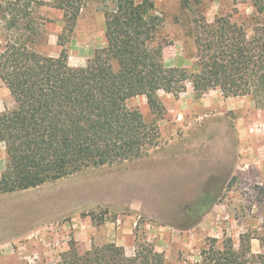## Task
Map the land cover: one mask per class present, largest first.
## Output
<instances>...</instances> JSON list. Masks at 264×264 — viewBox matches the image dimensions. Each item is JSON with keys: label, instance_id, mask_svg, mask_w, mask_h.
Segmentation results:
<instances>
[{"label": "rangeland", "instance_id": "374dc122", "mask_svg": "<svg viewBox=\"0 0 264 264\" xmlns=\"http://www.w3.org/2000/svg\"><path fill=\"white\" fill-rule=\"evenodd\" d=\"M30 2L43 32L33 35L30 45L58 56L63 0ZM154 2L164 62L187 69L197 60V18L212 22L229 16L249 33L264 18L251 0ZM112 7L108 0H83L67 43L71 66L89 65L105 45L104 11ZM3 11L0 7V50L15 31ZM158 96L165 108L161 117L145 96L128 101L158 127V145L146 156L0 193V264H55L73 241L82 251L114 242L127 255H134L138 242H147L166 264H189L199 259L207 238L226 234L238 247L247 232L254 236L252 252L264 253V202L254 191L264 182V108L249 95L225 96L218 88L198 97L191 82L179 95L161 90ZM14 106L0 77V114ZM2 143L0 166L6 168Z\"/></svg>", "mask_w": 264, "mask_h": 264}, {"label": "trees", "instance_id": "16d2710c", "mask_svg": "<svg viewBox=\"0 0 264 264\" xmlns=\"http://www.w3.org/2000/svg\"><path fill=\"white\" fill-rule=\"evenodd\" d=\"M104 11L105 45L87 66L69 64L67 43L83 0H63L64 30L58 35V56L30 45L40 36L30 0H0L3 19L15 29L0 50V77L15 106L0 114V141L7 164L0 193L38 187L90 167L131 161L158 145V127L128 101L145 96L159 117L165 108L158 96L174 95L191 82L196 96L219 89L225 96H251L264 108V18L252 33L229 16L209 22L195 20L197 60L193 69L167 66L154 0H108ZM264 16V0H251ZM11 10L10 12H7ZM9 19H6L9 15ZM264 202V182L254 189ZM264 233V220L262 223ZM249 232L239 246L226 234L207 238L199 259L189 264H264L254 254ZM55 264H166L164 255L147 242H138L134 255L114 242L82 251L73 241Z\"/></svg>", "mask_w": 264, "mask_h": 264}, {"label": "crops", "instance_id": "0c3cea01", "mask_svg": "<svg viewBox=\"0 0 264 264\" xmlns=\"http://www.w3.org/2000/svg\"><path fill=\"white\" fill-rule=\"evenodd\" d=\"M0 145L2 146V145H3V143H2V142H0ZM4 169H5L4 167H1V166H0V177H1V175H2V172L4 171ZM132 209H135V208H133V207H132Z\"/></svg>", "mask_w": 264, "mask_h": 264}]
</instances>
